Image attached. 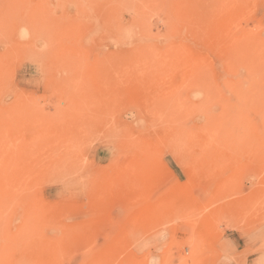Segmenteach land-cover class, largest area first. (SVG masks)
Returning <instances> with one entry per match:
<instances>
[{
  "label": "rangeland",
  "instance_id": "374dc122",
  "mask_svg": "<svg viewBox=\"0 0 264 264\" xmlns=\"http://www.w3.org/2000/svg\"><path fill=\"white\" fill-rule=\"evenodd\" d=\"M230 234L264 264V0H0V264H216Z\"/></svg>",
  "mask_w": 264,
  "mask_h": 264
},
{
  "label": "crops",
  "instance_id": "0c3cea01",
  "mask_svg": "<svg viewBox=\"0 0 264 264\" xmlns=\"http://www.w3.org/2000/svg\"><path fill=\"white\" fill-rule=\"evenodd\" d=\"M250 236H235L227 235L220 245L222 256L218 259L216 264H243L245 261L241 259L239 263L235 261V257L241 255L242 249H248L251 244H248ZM247 263V261H246Z\"/></svg>",
  "mask_w": 264,
  "mask_h": 264
}]
</instances>
